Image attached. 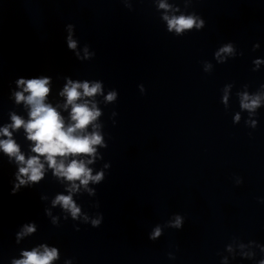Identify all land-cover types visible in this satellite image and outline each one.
I'll use <instances>...</instances> for the list:
<instances>
[{"label": "clouds", "instance_id": "obj_1", "mask_svg": "<svg viewBox=\"0 0 264 264\" xmlns=\"http://www.w3.org/2000/svg\"><path fill=\"white\" fill-rule=\"evenodd\" d=\"M159 8L165 10L162 19L167 23V31L174 32L176 36H183L187 31L195 28L199 31L204 27L205 22L195 13L187 15H169L167 11L172 8L171 5L160 0ZM175 11V9H173ZM73 25H68V47L76 49V41L72 39ZM85 57L89 56L87 46L84 49ZM224 54V55H222ZM77 55H79L77 53ZM91 55H95L92 53ZM242 55V54H241ZM214 57L219 63H226L228 57L235 58L236 51L233 44L228 43L219 48L214 53ZM204 72L210 73L212 65L204 61ZM256 67L252 71H257L259 65L264 61L255 60L253 62ZM49 79L46 77L33 79H18L16 81L20 91L13 92V96L17 105L23 104L27 109L28 119L25 120L22 116L15 112L10 113L11 123L0 127V151H2L9 159V162H15L18 165V172L15 173L18 183L14 191L19 190L21 185H34L41 181L44 177L47 165L48 169H52V174L61 180L68 182V195L58 194L52 200V205H60L61 208L71 214L73 219L81 217V207L73 200L72 193L79 191L80 186H84L85 191L90 195L95 194V190L88 188L89 182L98 184L104 179V172L98 171L93 175V169L88 165L94 163L97 158V148L99 145L104 147L102 135L99 131L101 125L96 123L97 118L101 115V111L97 108L96 103L87 98H92L102 94L101 82H73L68 80L63 90L59 93L65 98L62 107L67 110L69 106V122L66 123L64 116L58 111V107H54L47 102L50 92ZM141 92L144 91L141 85ZM232 85H226L224 88V102L227 103L228 89ZM245 88L248 85L244 86ZM239 96V106L242 110H247L249 115H256L257 109L264 101V84L260 85V89L255 93L249 94L247 91L237 94ZM116 91H109L105 97L107 102H112L116 99ZM235 120H240L239 114ZM255 127L256 122H252ZM23 128L26 139L31 143L30 151L33 155L25 156L21 151L20 145L13 138V132ZM91 128V131L89 129ZM251 135V134H250ZM80 157H91L90 159H82ZM109 167V165H105ZM79 181V184L76 182ZM240 178L238 185L242 184ZM264 202V200H261ZM96 207H99L97 203ZM50 214V213H49ZM88 216L84 215L83 220L88 222ZM103 215L98 214L97 218L91 220L93 227H99ZM185 218L181 214H173L164 225H156L150 234L151 240H156L161 236L164 228L180 230L183 228ZM56 218H53V223ZM79 231V228L76 229ZM35 231L33 225H25L19 236H24ZM41 248H33L32 251H24L21 259L12 260V264H52V261L58 258L56 248L41 246ZM242 257L255 260L257 251H243L245 248L255 247L264 257V244H260L254 240L239 245ZM229 250L230 246H229ZM170 259H175L172 253H169ZM256 264H264V258L256 261Z\"/></svg>", "mask_w": 264, "mask_h": 264}]
</instances>
